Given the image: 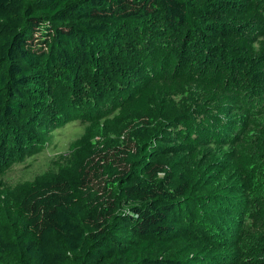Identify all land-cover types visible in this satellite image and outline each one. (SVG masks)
<instances>
[{
    "label": "trees",
    "instance_id": "16d2710c",
    "mask_svg": "<svg viewBox=\"0 0 264 264\" xmlns=\"http://www.w3.org/2000/svg\"><path fill=\"white\" fill-rule=\"evenodd\" d=\"M239 1L243 8L235 13H246L254 28L252 32L246 30L249 33L246 38L244 32L240 34L239 40L247 44L263 33L264 42V25L261 27V19L252 4L260 0ZM215 3L213 7L220 11L207 14L184 0H0V127L4 128L6 120L19 117L25 109L40 108L51 114L47 124L52 129L59 128L56 127L59 119L54 115L67 111L70 96L66 87L59 91L54 87L56 75L63 74L65 86L75 84L68 72L76 69L78 62L99 63L101 36L117 24L143 25L161 16L167 29L177 30L192 25L193 15L206 20L214 15L225 19L228 15L224 10L229 1ZM198 24L202 23L198 21ZM218 30L216 22L203 23L200 35L216 40L212 34ZM214 44L202 41L201 50L211 54L213 61L198 69L188 64L191 73L182 67L152 77L136 69L133 72L138 75L133 82L128 79L120 85L123 79L120 73L112 80L107 78V85L98 87L113 91L117 87V96L110 103L112 112L121 117L133 112L145 114L157 95L172 93L191 79L198 80L210 95L230 99L231 103L254 87L264 95V43L254 53L249 46L241 53L233 51L237 58L228 50H216ZM242 78H247L248 83L244 84ZM252 98H247V106L255 111L260 105ZM81 106L75 107V119L81 117ZM201 109L216 115L225 110L222 105L213 104ZM196 116L203 117L195 115L192 125ZM107 122L110 121H104ZM174 123L173 119L171 125ZM189 123L190 120L186 124ZM194 126L196 133L208 134L211 126L219 125L213 121L204 124L202 120ZM228 128L224 136L233 137L235 131ZM128 131L87 157L79 182L80 197L90 207L87 213L66 179L34 185L20 201L9 205V213L20 220L21 248L33 264H68L70 259L76 260L74 264H188L176 258H162L158 253L160 248L178 240L184 229L183 221L191 222L182 214L184 201L190 200L188 181L175 177L173 164L154 159L157 155H150L151 152L148 154L152 147L164 151V136L160 137L161 143L158 135L142 124H132ZM27 132L19 131L13 136L0 132V160L5 161L3 158L8 159L7 155L13 152L26 155L23 141L30 136ZM10 138L14 144L11 146L9 141L7 147ZM155 149L152 154L156 153ZM238 154L239 167L250 165L247 155ZM248 204L250 218L257 226H264V207L258 200L249 199ZM17 251L18 245L5 240L0 233V261L3 255Z\"/></svg>",
    "mask_w": 264,
    "mask_h": 264
},
{
    "label": "rangeland",
    "instance_id": "374dc122",
    "mask_svg": "<svg viewBox=\"0 0 264 264\" xmlns=\"http://www.w3.org/2000/svg\"><path fill=\"white\" fill-rule=\"evenodd\" d=\"M184 1L204 9L207 14L220 11L213 7L217 0ZM228 1L225 19L214 15L206 20V17L193 15L192 25L177 30L167 29L161 16L143 25L135 22L117 24L101 36L99 63L82 61L76 64V69L69 70L72 73L68 72L67 76H71L75 84L65 86L63 74L56 75L54 87L58 91L66 87L70 96L67 111L54 115L59 119L56 122L59 128L52 129L47 124L51 114H45L46 111L40 108L25 109L19 117L6 120L0 132L13 136L19 131H30L27 132L30 136L23 141L26 155L13 152L7 155L8 159L3 158L5 161L0 160V233L5 240L18 245V251L3 255L0 264H33L21 248L20 220L9 213V205L20 201L34 185L66 179L76 200H82L79 202L82 210L87 213L90 207L79 194L81 170L87 157L127 135L132 124L146 125L159 138L165 137L159 139L161 143L162 139L164 141V151L152 147L148 154L151 152L150 155H157L154 159L173 164L175 177H184L189 184L190 195L187 197L190 200L184 201L187 206L184 205L182 214L191 222L183 221L184 229L180 231L178 240L158 250L162 258H176L188 264H264V226H257L256 221L250 218L251 206L248 204L249 199L258 200L264 207V95L261 91L254 87L239 96L236 103H231L230 99L210 95L198 80L191 79L172 93L157 95L150 101L149 111L145 114L133 112L121 117L112 112L110 103L117 96V87L115 91L98 87L107 85V78L112 80L120 73L123 74L119 76L123 78L120 85L128 79L133 82L138 75L134 73L136 69L155 77L157 73L161 75L166 70L182 67L189 73L192 72L191 66L204 68L213 61V57L206 54L205 49L201 50L202 41L214 44L218 39L214 44L216 50L222 48L231 54L233 51L241 53L245 46H249L253 53L259 51L264 43L263 33L243 44L239 40L240 34L244 32V38L249 36L246 30L254 31L253 25L247 21L246 13H235L236 9L243 8L239 0ZM252 4L263 27L264 0ZM198 21L219 25L218 32L212 34L216 40H207L200 35L202 24L199 25ZM189 42L190 46L187 45ZM216 60L220 62V58ZM241 80L248 83L247 78ZM88 90L93 91L92 94ZM82 91L84 95L80 94ZM247 98L257 101L259 109L249 110ZM207 104L222 105L225 110L217 116L201 109ZM79 105H82L79 108L81 117L75 119L73 113ZM194 114H202L203 117L196 116L192 125ZM173 119L175 123L171 125ZM108 120L110 122L104 123ZM189 120L190 123L186 124ZM202 120L204 124L213 121L219 126H211L208 134L196 133L194 125ZM228 127L235 131L233 137L224 136ZM9 141L11 146L14 144L10 138L5 146L9 147ZM154 149L157 151L152 154ZM237 154L247 155L250 165L244 169L239 167ZM75 262V259H70L68 264Z\"/></svg>",
    "mask_w": 264,
    "mask_h": 264
}]
</instances>
